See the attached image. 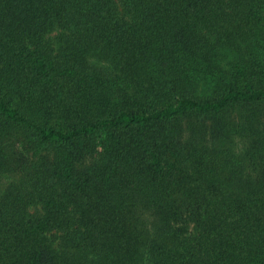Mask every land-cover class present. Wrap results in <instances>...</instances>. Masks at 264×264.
Here are the masks:
<instances>
[{
    "label": "trees",
    "instance_id": "1",
    "mask_svg": "<svg viewBox=\"0 0 264 264\" xmlns=\"http://www.w3.org/2000/svg\"><path fill=\"white\" fill-rule=\"evenodd\" d=\"M1 173L0 264H264V0H0Z\"/></svg>",
    "mask_w": 264,
    "mask_h": 264
},
{
    "label": "rangeland",
    "instance_id": "2",
    "mask_svg": "<svg viewBox=\"0 0 264 264\" xmlns=\"http://www.w3.org/2000/svg\"><path fill=\"white\" fill-rule=\"evenodd\" d=\"M56 34V33H55ZM55 34H52L51 35V38L55 35ZM188 125H191V124H188ZM244 148V143H242V142H240V141H237L236 142V144H235V150L236 151H240V150H242ZM1 176L0 177H12L10 174H6V173H1L0 174ZM4 185V184H3ZM56 238H54L53 239V236L51 237V240L52 241H55V245H56V243H57V239H58V237H59V235H56L55 236Z\"/></svg>",
    "mask_w": 264,
    "mask_h": 264
}]
</instances>
